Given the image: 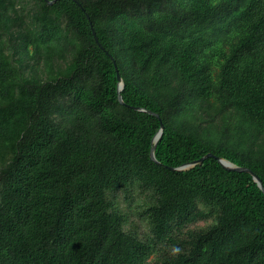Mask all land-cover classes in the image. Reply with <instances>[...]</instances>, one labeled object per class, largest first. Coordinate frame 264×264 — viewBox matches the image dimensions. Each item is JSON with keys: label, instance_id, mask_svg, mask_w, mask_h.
I'll return each mask as SVG.
<instances>
[{"label": "trees", "instance_id": "1", "mask_svg": "<svg viewBox=\"0 0 264 264\" xmlns=\"http://www.w3.org/2000/svg\"><path fill=\"white\" fill-rule=\"evenodd\" d=\"M209 153L264 185V0H0V264H264Z\"/></svg>", "mask_w": 264, "mask_h": 264}, {"label": "water", "instance_id": "2", "mask_svg": "<svg viewBox=\"0 0 264 264\" xmlns=\"http://www.w3.org/2000/svg\"><path fill=\"white\" fill-rule=\"evenodd\" d=\"M58 0H46V2L50 5L54 4L55 2H57ZM85 11V10H84ZM88 19L90 20V15L89 14H86ZM91 26H92V31H93V35L95 37V40L98 42L99 46L104 50L105 48L102 46V44L99 42V39L97 37V34H96V31L91 23ZM108 53V52H107ZM109 54V53H108ZM109 57L111 59H113L115 65H116V61L114 60V58L109 54ZM116 71H117V75H118V79H119V101L124 104V100H123V97L121 95V91L124 89V82L122 80V77L119 73V70H118V67H116ZM134 109L138 110V111H144V112H147L153 116H156L157 118L160 119V116L159 114H157L156 112H153L151 110H147V109H144V108H141V107H133ZM163 124H161V129L160 131L158 132V134L154 137L153 141L155 142V145L153 146L152 150H151V158L153 161L157 162L158 163V160L156 158V155H155V151H156V147H157V143L159 142V140L161 139L162 137V133H163ZM209 157H215L212 153H209L207 154L206 156L200 158L199 160H196V161H193L192 163H189V164H186L184 166L181 167V169H185V168H189V167H192V166H195L199 163H202L204 162L207 158ZM220 163L221 165L228 169V170H231V171H238V172H247V173H250L253 175L254 177V180L258 183L259 187L261 188V190L264 192V185L262 183V180L260 179V177L256 174H254V172L248 168V167H240V166H236L220 157H215Z\"/></svg>", "mask_w": 264, "mask_h": 264}, {"label": "rangeland", "instance_id": "3", "mask_svg": "<svg viewBox=\"0 0 264 264\" xmlns=\"http://www.w3.org/2000/svg\"><path fill=\"white\" fill-rule=\"evenodd\" d=\"M120 202L123 210L127 212L129 217L126 229H134L142 238H145L150 233V231L145 217L139 214V212L141 211L139 204L134 203L131 205V208H129V204L124 201L123 196H120ZM205 224V222H200L197 225L204 226Z\"/></svg>", "mask_w": 264, "mask_h": 264}]
</instances>
